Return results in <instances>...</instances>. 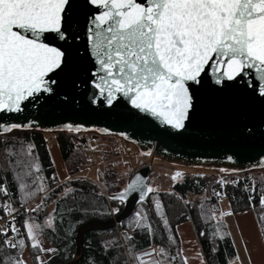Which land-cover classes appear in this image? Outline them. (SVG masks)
Returning a JSON list of instances; mask_svg holds the SVG:
<instances>
[{
  "label": "snow or ice",
  "instance_id": "snow-or-ice-1",
  "mask_svg": "<svg viewBox=\"0 0 264 264\" xmlns=\"http://www.w3.org/2000/svg\"><path fill=\"white\" fill-rule=\"evenodd\" d=\"M87 2L101 9L87 27V45L97 65V71L92 72V87L107 107L123 96L133 109L181 131L194 108L190 86L200 85L209 67L217 85L253 70L260 82L259 95L264 97V0ZM69 5L70 0H0V113H21L26 101L41 94L51 96L52 85L57 82L53 74L63 70L67 63L64 45L79 40L72 31ZM92 103H98L95 96ZM21 127L0 124L5 132ZM66 127L68 131L74 130L72 125ZM31 151L29 145V154ZM32 167L39 171L38 164ZM181 176L177 172L172 179ZM219 183L223 185L225 181ZM140 187L141 177L137 176L112 199L123 202ZM39 190H44L43 185ZM154 191L148 187L141 192V202ZM260 204L264 207V197ZM155 206L163 219L159 201ZM146 221V216L137 213V227H147ZM164 223L167 226L166 219ZM25 228L31 247L43 252L38 239L40 225L26 223ZM12 231L18 229L13 226ZM8 246L22 250L25 241H8ZM158 254L163 256L165 252L161 249ZM137 259L140 264H163ZM5 264L24 261L10 258Z\"/></svg>",
  "mask_w": 264,
  "mask_h": 264
},
{
  "label": "water",
  "instance_id": "water-1",
  "mask_svg": "<svg viewBox=\"0 0 264 264\" xmlns=\"http://www.w3.org/2000/svg\"><path fill=\"white\" fill-rule=\"evenodd\" d=\"M138 2L146 4V0ZM69 7L72 31L79 40L64 45L67 63L63 70L53 74L57 82L52 85L51 96L41 94L37 99L26 101L21 113H0V124L22 126L12 131L97 132L116 136L143 152L153 153L158 160L201 169L205 173L221 169L240 173L264 168L261 164L264 161V97L259 95L260 82L253 70L217 85L209 67L201 77V84L190 86L194 108L184 129L176 131L133 109L123 96L112 107L99 100L97 90L92 87L95 79L92 72L97 71V65L88 49L87 27L101 9L87 0H70ZM94 96L98 100L96 104L92 103ZM67 125H72L74 130L68 131ZM10 132L0 129V135ZM146 173L147 170H142L130 181L140 176L142 187L139 190L131 192L123 202L116 199L123 203V208L114 217L92 218L78 227L75 255L79 258L71 264H78L88 233L115 229L132 216L137 205L149 202V193L141 202V192L147 188L144 186ZM149 252L153 253L145 251L138 257L150 261L154 253L145 255Z\"/></svg>",
  "mask_w": 264,
  "mask_h": 264
},
{
  "label": "trees",
  "instance_id": "trees-1",
  "mask_svg": "<svg viewBox=\"0 0 264 264\" xmlns=\"http://www.w3.org/2000/svg\"><path fill=\"white\" fill-rule=\"evenodd\" d=\"M49 135L51 136V134L36 130H14L0 135V152H3L7 159L11 161L8 171L0 170V188L5 189L7 192L6 197L10 196L12 202L19 199L18 178L21 176L22 171H29L26 163L20 162L27 158V156L23 157L21 155V151L26 149V152H28V147L31 145L30 155L39 165V171L37 172L42 176L46 191H50L43 202V206L39 205L38 219L44 215V208L50 205L53 206L51 214L52 228L47 229L41 226V234L55 252L42 264H71L79 258L75 255V236L78 227L89 219L108 217L109 202L96 187L74 179L77 175L85 174L89 166V157L85 142L73 133L58 132L52 134L66 171L71 178L68 183L64 184L58 181L47 148ZM262 170L264 169L240 173L185 175L180 182L173 185L171 192L173 196L172 204L175 198H188L197 207L202 230L193 220L196 212L193 210L188 211V208L176 222H185L189 218L193 221L206 264H229L235 256L230 237L225 233L224 224L216 219V214L221 210V201H227L232 212L254 211L264 239V231H262L264 221L261 220V217L264 216V207H261L260 204L261 198L264 197V171ZM95 177L110 199L123 190L125 184L123 173L108 164H103L95 169ZM221 180L225 181L223 185L219 183ZM150 194L151 198L143 209H153V201L158 200L164 211L166 207L164 194L158 193V190ZM39 195L38 192L35 197ZM153 196L157 198L152 199ZM19 207L22 209H19L17 216L9 221L14 223L19 233H12L8 228L5 233L0 230V264H5L10 258L22 260L24 250L19 247L12 249L8 246V241L21 239L25 241L22 235L25 207H22V205H19ZM1 212H3V208L0 209ZM146 217L147 227L132 225L133 229L125 237V245L130 255H139L155 244L165 252L164 257L169 260V264H183L180 241L175 230L176 222L173 225H168L167 232L160 230L157 234L153 217L149 214ZM128 221L129 219L122 222L119 227L125 229ZM149 228L153 231L152 234ZM200 232H204V235L201 236ZM217 232L224 233L223 238H216ZM99 236L100 232H90L84 237V246L78 264H128L126 257H124L123 247L118 239L104 243L99 239Z\"/></svg>",
  "mask_w": 264,
  "mask_h": 264
},
{
  "label": "rangeland",
  "instance_id": "rangeland-1",
  "mask_svg": "<svg viewBox=\"0 0 264 264\" xmlns=\"http://www.w3.org/2000/svg\"><path fill=\"white\" fill-rule=\"evenodd\" d=\"M126 146L130 149H133L134 147L132 144H126ZM52 147H54L55 149H51V154H50L51 162L53 164L57 177L63 178L64 174H63V165L60 163V161H62L60 151L57 147V144H56V141L53 135L51 134V139H49L47 148L50 149ZM21 153L23 157L27 156V158L24 160H21L20 162L26 163V166L29 171L28 172L22 171L21 176H19L18 178V187H19V194H20L19 199L14 200L12 202L10 200V196L6 197L7 192L5 191V189L4 191H0V209L3 208V212L0 213V230H2L5 233L8 228L12 233H19V230L18 232L12 231V228L15 225L13 222H9V221H11V219H13L14 216H17L18 211H20L19 209H22L21 207H19V205H22V207H25V217L22 220V235L25 239L26 244L23 248L24 254L22 255V260L24 261L25 264H34V263L42 264L46 262L48 258L51 255H53L55 252L54 249L50 246V244L46 240V238L41 234V226L42 228L46 227L47 229L52 228V227H49L48 224L49 222H51V214H52L53 206L50 205L44 208L43 209L44 215L38 219L37 214L39 213L38 211L39 205L41 204L43 206V202L46 200L47 195L50 194V191H46L45 185L43 184L42 176L37 172L35 168L32 167V165L36 164L33 156L28 154V152H26V149L21 151ZM161 164L162 166L160 170V175L158 178L157 187H155V189L158 190V193L164 194L163 197L165 200L166 207L164 211L162 209L163 219L161 218V215L157 213V210H156L155 204H156V201L158 200H154L153 209L146 208V207H145L146 209H143L145 204L147 203H141L137 205L134 213L130 217L131 219L128 218L129 221L126 222L125 229H122L121 227H119L120 225H118L115 229L111 231L100 232L99 239L102 240L104 243L109 240H113V239L119 240V243L121 244L124 250V254H125L124 257H126L128 264H140V261L137 259L138 254H135L134 256L130 255L125 245L126 235L130 233L131 230L133 229L132 225L134 226L136 225L135 220L137 219V213H141L143 216H147V214L151 215L154 219V222H153L154 226L157 228V234H159L158 232L160 230L167 232L168 225H173L177 221V219L185 213L186 208H188V211L193 210L196 212L193 216V220L197 224V226L201 228V221H200L199 213L197 212L198 211L197 207L192 202H190L188 198L186 199L175 198L174 203L172 204L171 201L173 200V196L171 195V192H172L173 185L177 182H180L185 175L191 176V175H195L198 173H204L206 175L210 173L209 172L205 173L204 171H200L196 169H186L184 167L173 165L168 162H161ZM10 166H11V161L7 159V157L3 154V152H0V170L6 172L10 169ZM261 169H264V168H261ZM87 172H88V168L85 174L77 175L74 179H77L79 181H84L85 183H88L89 185L96 187L100 191V193L105 195V197L107 198L109 202L108 203L109 216L108 217H98V218L107 219L110 217H114L120 210H122L123 203L119 200L110 199V197H108V195L105 193L104 189L100 186V183L96 179L95 171L94 172L92 171L91 176H90V179H92V181L86 180L85 177L87 176ZM177 172L181 173L182 176L178 177L176 180H173L172 177ZM214 174H224V173H214ZM17 175L19 174L17 173ZM70 179L71 178L69 177L67 173V176L64 181H61V182L60 180L58 181L61 184H64V183H68ZM21 185L24 186L23 190L21 188ZM41 185H43V188H44L43 191L39 190ZM124 188H125V184H124L123 189ZM0 189H3V188H0ZM38 192L40 193V195L35 197ZM148 198L150 200L151 198L150 193H149ZM155 198L157 197L155 196L152 197V199H155ZM8 206H10V208ZM230 210L231 208H230L229 203L227 201H221V210L216 215V218L217 219L221 218V219L226 220L227 217L225 218V216H223L222 213L230 212ZM9 212L11 214H9ZM165 219L167 220V226H165V223H164ZM26 223L40 225V233H39L38 239L40 241V247L44 249L43 252L33 249L31 247L32 242L29 241L27 237V229L25 228ZM152 232L153 231L151 230L150 233L152 234ZM154 232H155V229H154ZM186 237L187 239H189V236H186ZM49 250H53V251H49ZM149 250H152L154 253L150 258L151 261H159L165 264H169V260L165 258L164 255L161 256L158 254L159 250H161L159 246L155 244L151 245L150 248H148L146 251H149Z\"/></svg>",
  "mask_w": 264,
  "mask_h": 264
},
{
  "label": "crops",
  "instance_id": "crops-1",
  "mask_svg": "<svg viewBox=\"0 0 264 264\" xmlns=\"http://www.w3.org/2000/svg\"><path fill=\"white\" fill-rule=\"evenodd\" d=\"M49 139H51L50 135ZM51 149L55 148L48 149L49 155ZM60 163L63 165L64 174L63 178L58 177L61 182L65 180L67 171L63 160ZM230 213L231 215L225 216L226 220L216 218L217 221L224 224L225 233L230 237L235 251V256L229 264H264V239L255 212L252 210L232 212L230 210ZM175 230L180 241L183 262L187 260L188 264H206L193 221L189 218L185 222H176ZM221 232H217L215 237L218 239L223 237L224 233ZM200 235L203 236L204 232H200ZM186 236H189V239Z\"/></svg>",
  "mask_w": 264,
  "mask_h": 264
},
{
  "label": "built area",
  "instance_id": "built-area-1",
  "mask_svg": "<svg viewBox=\"0 0 264 264\" xmlns=\"http://www.w3.org/2000/svg\"><path fill=\"white\" fill-rule=\"evenodd\" d=\"M85 142L89 166L86 180L90 179L92 171L103 164H108L112 168L123 173L125 186L142 170H147L144 179V186L157 187L158 178L162 164L156 159L153 153L143 152L135 146L130 149L126 144H130L124 139L116 136L102 135L97 132L73 133ZM146 153H150L147 155ZM151 261V260H150Z\"/></svg>",
  "mask_w": 264,
  "mask_h": 264
},
{
  "label": "bare ground",
  "instance_id": "bare-ground-1",
  "mask_svg": "<svg viewBox=\"0 0 264 264\" xmlns=\"http://www.w3.org/2000/svg\"><path fill=\"white\" fill-rule=\"evenodd\" d=\"M161 162H165V161H161V160H160L159 163H161ZM168 163H169V162H168ZM171 164H172V163H171ZM173 165H177V164H173ZM177 166H181V165H177ZM181 167H184V168H186V169H195V168H189V167H185V166H181ZM196 170L203 171V170H201V169H196ZM214 172H215V173H231V172H229V171H220V170H214Z\"/></svg>",
  "mask_w": 264,
  "mask_h": 264
}]
</instances>
